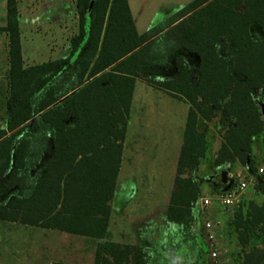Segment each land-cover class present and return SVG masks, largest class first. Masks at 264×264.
I'll list each match as a JSON object with an SVG mask.
<instances>
[{
  "label": "trees",
  "instance_id": "obj_1",
  "mask_svg": "<svg viewBox=\"0 0 264 264\" xmlns=\"http://www.w3.org/2000/svg\"><path fill=\"white\" fill-rule=\"evenodd\" d=\"M76 6L79 31L68 55L24 69L16 1L7 0L10 92L0 127V218L103 237L134 82L157 69L158 79L145 80L189 103L165 215L187 229L200 221L192 173L199 171L206 130L217 115L227 127L214 166L227 174L237 164L257 172L250 156L253 139L264 148V114L255 98L264 91V0H193L163 25L182 19L148 42L163 25L139 34L127 0H77ZM227 183L220 172L215 192ZM254 190L260 201L241 199L229 213L227 228L240 248L230 264H264V246L251 240L252 234L264 238V173ZM100 258L149 261L140 246L106 242L97 264Z\"/></svg>",
  "mask_w": 264,
  "mask_h": 264
},
{
  "label": "rangeland",
  "instance_id": "obj_2",
  "mask_svg": "<svg viewBox=\"0 0 264 264\" xmlns=\"http://www.w3.org/2000/svg\"><path fill=\"white\" fill-rule=\"evenodd\" d=\"M187 1L189 2L187 3ZM192 1L132 0L136 27L142 30L140 31L141 34L145 32L151 34L155 28L165 24L166 20L160 16L179 6V9L186 7ZM159 18L161 19L159 20ZM251 33L259 35L260 31L255 25H252ZM187 58L193 61L192 56H187ZM158 73V70L155 69L150 75L142 73L141 77L136 78L132 97V122L137 123L140 121L143 123L145 156L148 154L149 157L154 153L157 155V164L153 166V172L156 173L152 177L148 176L149 180L145 183L147 206L155 199H158V203L167 204L174 185L179 154V147L176 145L174 135L165 133L166 131L172 133V131L169 129L165 131V128H163L165 132H162L159 126H167L170 123H173V125L177 124L183 112L187 110L182 102H174L166 94L158 93V90H154L145 83V79L150 77L158 79ZM62 84L64 86L66 80H62ZM77 88L71 90L68 94L74 92ZM68 94L58 99L57 102ZM255 98L264 114V91L256 94ZM0 120H3V117ZM226 127L227 124L220 114L208 124L206 130V153L201 159L199 171L192 173L194 181L198 184L200 196L214 193L218 187L221 171L220 168L214 166L213 160ZM199 128H203L202 122ZM151 141H153V144H151ZM152 145L155 147L151 148L150 146ZM250 157L257 168V172L254 175L257 178L259 173H264L259 172V168L264 169V148L260 138L252 140ZM148 163L149 161H147ZM235 170H238L243 177L248 172L246 166L237 164L230 169L229 173ZM229 173L227 174L228 176ZM244 198L261 200L256 194L253 185H249L246 188L241 196V199ZM137 201H140V198L135 203ZM229 213L220 207L205 210V214L208 217L212 219L219 218L222 221V225L216 230V239L220 246L226 247L228 250L229 260L225 264H230V259L235 257L240 249L234 234L229 232L227 228ZM199 228L200 226L197 222H193L187 229H184L183 226L167 221L166 218L163 220V218L160 219L158 217L157 233L148 237L145 246H140L149 256L148 264H202L200 259L202 249L200 247L203 246L202 240L205 242V239H202ZM45 233H47L45 237L33 238L28 235L25 237L26 245L19 248L21 250L20 257L23 258L25 264H97L96 252L100 249V245L105 243L99 242L100 240L96 238L78 236L57 229H46ZM144 234H142L143 238H146ZM43 240L45 249L39 248ZM251 240L252 243L264 246V238L262 237L252 234ZM29 244L31 246L35 245V247L31 248ZM109 261L110 259L104 261L100 258L98 264H110Z\"/></svg>",
  "mask_w": 264,
  "mask_h": 264
},
{
  "label": "crops",
  "instance_id": "obj_3",
  "mask_svg": "<svg viewBox=\"0 0 264 264\" xmlns=\"http://www.w3.org/2000/svg\"><path fill=\"white\" fill-rule=\"evenodd\" d=\"M15 1L22 68H29L31 66L66 57L71 47L70 40L77 35L79 31L78 11L76 6L77 0ZM188 2L189 1H187V3ZM127 3L135 28L137 32L141 34L140 31L142 30H139L136 27L132 0H127ZM6 5L7 0H0V119L3 117V120H0V127H4L5 125V119L7 118L6 101L10 92L9 35L8 32L4 30L7 23ZM179 8L180 6L160 17H163V19L167 21V19L178 11ZM160 19L161 18H159V20ZM176 22L168 24L167 26L163 25V28L150 36L146 42L158 36ZM136 80L137 79H135V81ZM145 83L154 90H158V93L166 94L172 98L174 102H182L186 106L187 110L183 112L177 124L173 125V123H170L167 126L158 127L162 132H165L166 129L172 131V133L168 131L165 133L174 135V140L179 147L180 154L189 103L180 95L165 91L162 88L150 84L148 81H145ZM132 97L126 120L125 134L122 140L121 160L115 180V189L109 202L110 214L106 231L103 237L96 239H99V242L112 244L145 246L148 237L154 236L158 231V217L160 219L163 218V220L165 219V215L170 205L171 194L175 188V183L167 204L158 203V199H155L147 206L145 200L147 197L145 183L149 180L148 176L152 177L156 173L153 172V166L157 164V155L154 153L148 157L147 154L146 156L148 159L145 156L146 148L143 147L145 146L143 144L145 140L142 126L143 123L140 121L137 123L132 122ZM38 114L33 115L32 118ZM163 128H165V131ZM151 144H153V141H151ZM150 147L154 148L155 146L152 145ZM147 161H149L148 164ZM138 198H140V201L135 203ZM146 207L147 209L145 210ZM46 229L54 228L25 223L19 218H0V263L25 264L23 258L20 257L21 250L19 249L26 245V242L24 241V239H26L25 237L27 235L33 238L39 236L45 237L47 234L45 233ZM142 234H144L146 238H143ZM76 235L91 237L80 234ZM40 245L42 247L39 246V248L45 249L44 240ZM29 247L34 248L35 245L31 246L29 244Z\"/></svg>",
  "mask_w": 264,
  "mask_h": 264
},
{
  "label": "built area",
  "instance_id": "obj_4",
  "mask_svg": "<svg viewBox=\"0 0 264 264\" xmlns=\"http://www.w3.org/2000/svg\"><path fill=\"white\" fill-rule=\"evenodd\" d=\"M259 168V172H262ZM232 179L227 189L211 194H204L198 199V211L201 228L205 239V247L209 264H225L228 262L227 248L218 244L216 230L222 225L219 218H210L205 214L208 208L220 207L222 210L230 212L241 201V196L249 185H255L256 177L247 172L246 176H241L238 170L229 173Z\"/></svg>",
  "mask_w": 264,
  "mask_h": 264
},
{
  "label": "flooded vegetation",
  "instance_id": "obj_5",
  "mask_svg": "<svg viewBox=\"0 0 264 264\" xmlns=\"http://www.w3.org/2000/svg\"><path fill=\"white\" fill-rule=\"evenodd\" d=\"M198 225L201 226V222L198 220ZM200 229V235L202 237V239H204V236H203V231H202V228H199ZM203 242V250L201 251V256H200V259H201V263L202 264H209V260L207 258V253H206V247H205V242L202 240Z\"/></svg>",
  "mask_w": 264,
  "mask_h": 264
},
{
  "label": "water",
  "instance_id": "obj_6",
  "mask_svg": "<svg viewBox=\"0 0 264 264\" xmlns=\"http://www.w3.org/2000/svg\"><path fill=\"white\" fill-rule=\"evenodd\" d=\"M221 182L223 184L227 183V173L225 170L221 171ZM230 183H231V181L229 183H227L225 189H227L230 186ZM58 264H60V263H58Z\"/></svg>",
  "mask_w": 264,
  "mask_h": 264
}]
</instances>
